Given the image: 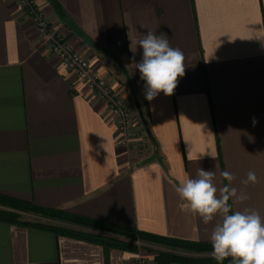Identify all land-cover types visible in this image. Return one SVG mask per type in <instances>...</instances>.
I'll list each match as a JSON object with an SVG mask.
<instances>
[{
  "label": "crops",
  "instance_id": "1",
  "mask_svg": "<svg viewBox=\"0 0 264 264\" xmlns=\"http://www.w3.org/2000/svg\"><path fill=\"white\" fill-rule=\"evenodd\" d=\"M59 1L65 16L37 0L73 47L88 49L92 64L138 113L140 107L152 135L144 126L146 162L131 161L105 105L40 48L21 5L0 0V195L211 243L220 217L205 224L181 211L175 190L181 177L196 178L202 168L215 173L218 189L229 185L221 173L230 172L229 187L248 197L231 198L230 214L256 211L264 222V0ZM149 30L185 55L174 93L151 102L135 68L143 53L138 41ZM249 171L258 182L245 185ZM134 257L128 249L0 220V264H133Z\"/></svg>",
  "mask_w": 264,
  "mask_h": 264
},
{
  "label": "clouds",
  "instance_id": "2",
  "mask_svg": "<svg viewBox=\"0 0 264 264\" xmlns=\"http://www.w3.org/2000/svg\"><path fill=\"white\" fill-rule=\"evenodd\" d=\"M138 44L143 53L142 60L135 64V68L146 82L145 98L151 102L161 92L171 96L178 85V78L185 75L183 51L171 47L165 36H158L151 30ZM214 176L213 171L199 168L196 178L185 175L179 179L175 190L182 201L181 211L198 215L205 224L216 216L220 217L210 236V254L219 264L229 257L232 258V264H264V222L256 211L246 209L230 214L231 198L243 202L248 197L243 192L238 194L236 188L229 187L235 179L230 172L221 173L229 185L219 189L213 183ZM257 182L255 172L249 171L247 179L242 183L247 185Z\"/></svg>",
  "mask_w": 264,
  "mask_h": 264
},
{
  "label": "trees",
  "instance_id": "3",
  "mask_svg": "<svg viewBox=\"0 0 264 264\" xmlns=\"http://www.w3.org/2000/svg\"><path fill=\"white\" fill-rule=\"evenodd\" d=\"M142 122L147 128V122L143 118ZM0 206L7 208H0V220L10 223H17L21 225H33L43 229H47L56 234L72 235L96 241L103 244L105 247H118L128 249L131 251H137V247L132 240L139 239L143 242L154 243L163 245L170 249H183L196 252H211V243L192 242L179 240L175 238L164 237L153 233L141 231L134 227H128L124 225L107 223L93 218L70 213L62 209H51L39 206L35 203L26 202L23 200L10 198L0 195ZM19 212L32 213L47 220H58L64 223H69L76 228H68L61 225L43 223L41 221H25L22 220V215ZM118 235L127 239V241H120L116 238L107 236ZM158 264H204L203 260L194 259L191 257H183L173 252H161L155 257ZM205 264H219L215 259H208V263ZM222 264H232V258L225 259Z\"/></svg>",
  "mask_w": 264,
  "mask_h": 264
},
{
  "label": "built area",
  "instance_id": "4",
  "mask_svg": "<svg viewBox=\"0 0 264 264\" xmlns=\"http://www.w3.org/2000/svg\"><path fill=\"white\" fill-rule=\"evenodd\" d=\"M29 15L40 35V48L58 57L78 83L84 85L91 95L105 105L108 114L119 131V144L126 147L133 137L134 118L127 107V98L115 89L109 77L102 75L100 68L92 64L88 49H75L62 32L46 17L35 0H14ZM139 250L133 264H150L152 257L143 251L141 241H135Z\"/></svg>",
  "mask_w": 264,
  "mask_h": 264
},
{
  "label": "rangeland",
  "instance_id": "5",
  "mask_svg": "<svg viewBox=\"0 0 264 264\" xmlns=\"http://www.w3.org/2000/svg\"><path fill=\"white\" fill-rule=\"evenodd\" d=\"M35 1L37 2V0H35ZM37 5L40 9H42V7L39 5L38 2H37ZM43 12H45V10H43ZM45 15H46V13H45ZM46 17H47V15H46ZM111 83L113 84L112 80H111ZM126 103H127V107L129 108L130 112L133 114L134 123H135L134 133H133L134 135H133L132 139L130 140V142L128 143V145L126 146V148L129 150V154H130L132 162H135L136 164H143L146 162L143 160L144 155L146 154V152L148 151V148H149L146 140L142 139V135H141V132L144 130V124L142 122V119H141L138 111L136 110V106L132 103H129L128 100L126 101ZM22 218L23 219H31V220L36 219L37 221H42V222L50 223V224L53 223L55 225H61V226L68 227V228H71L70 227V225H71L73 228H76L72 224L64 223V222H61L58 220H49V221L46 220L45 221L41 218L37 219V218L32 217L30 215H22ZM107 236L112 237V238H116L120 241H127L126 238L118 236V235L112 234V235H107ZM135 241H141V240H139V239L132 240L134 245L137 247V251H138L139 248L136 245ZM141 242L143 244V251L146 253H149L152 257L150 264H158L155 260V257L158 256L163 251L173 252V253L178 254L180 256H183V257H191L194 259L203 260L204 264L208 263V259L212 258V257L204 256L206 254L209 255L211 252H196V251H189V250H183V249H179V250L174 249L173 250V249L167 248L163 245L148 243V242H143V241H141ZM137 251H133V252L136 253ZM200 254L203 256H197Z\"/></svg>",
  "mask_w": 264,
  "mask_h": 264
},
{
  "label": "water",
  "instance_id": "6",
  "mask_svg": "<svg viewBox=\"0 0 264 264\" xmlns=\"http://www.w3.org/2000/svg\"><path fill=\"white\" fill-rule=\"evenodd\" d=\"M50 5L52 6V8L54 9V11L59 15V16H65V12L63 11V8H62V5H61V2L59 0H47ZM138 110H139V114L141 116V118L143 119V115H142V112H141V109L140 107L138 106ZM147 129V133L150 137H152L151 135V131L149 128H146Z\"/></svg>",
  "mask_w": 264,
  "mask_h": 264
}]
</instances>
